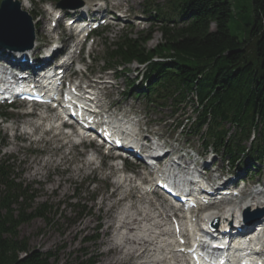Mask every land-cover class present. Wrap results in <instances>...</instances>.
Returning <instances> with one entry per match:
<instances>
[{
	"label": "rangeland",
	"instance_id": "1",
	"mask_svg": "<svg viewBox=\"0 0 264 264\" xmlns=\"http://www.w3.org/2000/svg\"><path fill=\"white\" fill-rule=\"evenodd\" d=\"M65 1L71 5H77L83 0H46L42 2L43 4L40 0H23L24 3H28V7L23 10L32 15L37 14L35 18L38 23L35 32L37 45L46 44L51 39V34L46 32V27L52 17L46 15L45 6L62 9L58 4ZM84 1L94 3L95 0ZM142 1H109V9L117 5L126 15L122 22L111 23L102 30L106 31L102 33V38L107 37L108 42H112L108 48L111 49L113 42L123 33L135 36L149 29V16L141 11ZM163 1L165 0H159V3ZM228 2L230 18L227 26L230 34L239 40L248 39L251 32L249 28L254 20L252 0H228ZM46 17L48 19L45 21ZM151 32V38L147 43L148 48L161 41L158 30L154 28ZM63 35L65 38L67 32ZM90 48L91 51L88 53H92L94 59L104 56L103 51L106 46L101 45L99 39L95 38ZM102 65L103 62L93 64L90 61L86 74L88 81L98 77L101 80H108L110 76H113L110 71L100 74L99 68ZM134 65L133 62L131 65H126L128 70L125 75H117L118 78L116 77L113 83L109 84L110 86L105 85L101 92L104 102L107 104L112 101L120 110L140 114L142 129L147 127L151 131L162 134L164 140L170 143L175 141L173 145L176 152L179 151V147L186 146L187 151L201 153V141L190 134L181 132L183 125L185 124L187 128L194 116L191 103L181 104L177 109L146 106L140 97H135L129 92L128 82L135 76ZM114 105L113 108H116ZM122 112V110L119 111V113ZM186 119L188 123H185ZM14 121L13 116V120L0 125V162H4L8 167L9 178L23 195L18 200L24 202L21 209L26 208L28 213L40 206L44 210L43 216L35 217L32 214L28 222L20 225L19 236L29 240L31 249L49 252L51 264H88L89 260H93L94 264H136L138 259L133 257V254H125L127 245L124 247L117 245V247L113 244L115 243L113 235L119 229L115 221L123 211L124 214L135 216L138 211L145 213L141 209L138 210L141 206L136 202L134 190L129 192L126 186L117 185L120 184L117 181L119 176L112 170L111 163L107 161L100 164L98 159H95L92 164H89L91 162L87 161L90 152L86 154L87 151L83 153L80 148L71 150L69 146L59 147L63 143L62 136H53L52 131L45 132L42 129L44 126L39 128L32 137L28 136L31 135L29 132L28 135L23 134L26 129L18 126L13 138V130L9 126ZM208 153L205 152L202 161L207 164V172L214 175L222 171L225 174L228 166L224 160L216 155L211 157ZM209 162L213 163V171ZM259 169V173L252 176L253 178L249 181L258 182L262 189L264 165H261ZM121 184L127 183L121 181ZM126 191L127 196L131 194L132 199L124 198ZM13 207L17 209L18 205L14 204ZM144 209L148 208L144 207ZM149 211L151 209H148ZM149 216L151 218L153 214ZM138 221L134 220V224L130 227L140 226ZM116 223L117 226L114 228Z\"/></svg>",
	"mask_w": 264,
	"mask_h": 264
},
{
	"label": "trees",
	"instance_id": "2",
	"mask_svg": "<svg viewBox=\"0 0 264 264\" xmlns=\"http://www.w3.org/2000/svg\"><path fill=\"white\" fill-rule=\"evenodd\" d=\"M252 6L249 38L239 40L228 30V0H144V11L153 12V23L160 24L161 41L147 47L152 29L125 34L105 59L108 66L145 63L142 83L129 88L153 105L177 109L191 101L189 133L232 164L242 157L264 162V0H252ZM251 132L255 136L247 146ZM9 174L0 162V264H50L49 252L31 249L18 232L44 210L21 209L22 193Z\"/></svg>",
	"mask_w": 264,
	"mask_h": 264
},
{
	"label": "bare ground",
	"instance_id": "3",
	"mask_svg": "<svg viewBox=\"0 0 264 264\" xmlns=\"http://www.w3.org/2000/svg\"><path fill=\"white\" fill-rule=\"evenodd\" d=\"M18 2H19V6L22 7V8L20 7L22 10L24 8L28 7V5H27L28 3L27 4L24 3L23 0H18ZM24 11H26V10H24ZM81 16H82V18H84L83 15H81ZM77 18H80V16H78ZM37 63H40V62L37 61ZM45 64L46 63H44V65ZM105 114H108V111H107V113L105 112ZM43 119H44L43 117H39L38 120H42V122L45 121L48 124L50 129H51L50 125L52 123V125H54V126H52V128L54 127V131L58 130V126L55 125V123H56L55 120H53L52 118H46L44 120ZM126 124H129L131 127L129 128ZM120 125H121L123 131L124 130L126 131L127 135H130V136L132 135L131 137H136L135 133H133L134 131H137L138 133L140 131L139 125H136L134 122L131 124V123L127 122V121H124V122H121ZM66 137H68V136H66ZM91 159H92V157L89 159L88 162H92ZM164 172L166 174H169V171L166 170V169L164 170ZM126 180L129 183H134L135 182L130 177L129 178H125L123 180V182H126ZM236 201H237V199H236ZM255 202L256 201L252 197L248 201L247 200H243V201L237 202L235 204L236 206H235L234 210L237 212V208H238V210H240L241 208H243V206H248V207H253V206L257 207V206H259V204L258 203L255 204ZM160 207L163 208V213L168 212V208L166 206H160ZM156 209H157V211H156L157 216H161L162 212L158 211L159 207H157ZM225 211H228V210L227 209L224 210V211L220 210L219 212H217V213L214 212L211 215L215 216V217H218V218H220L222 220L223 218L228 216V214H226L227 212H225ZM146 214H144V216L142 215L139 218V217H137V216H135L133 214H131V215L124 214V211H123L121 213V215L119 217H117L118 219H116L117 221H115V222L118 223V228L119 229H117V232L113 235V239L115 241V243H113V244H116V246L119 245L121 247L122 246L124 247V245H127V246H125L126 249H127V251H125V254H130L131 255L135 251H137V249L138 250H143L147 246V244L145 242L146 240H144V239L150 238L151 241H148L150 245L153 243V241H154V243L158 242V240L156 238V234H155L156 233L155 229L158 228V226L155 227L154 226L155 223L146 225V220L148 221L147 216H148V218L150 217L148 215V212H146ZM157 216L153 215L151 217V219L156 218ZM134 220H137V221L139 220L138 222H140V223L142 221H145V222H144V224H142V225H140V226H138L136 228L130 227V225L134 224V222H133ZM165 240H168V242H166ZM165 244H167V245H165ZM159 245L162 246L161 252H162L163 256L161 258H158L159 259V260H157L158 262L153 263V262H155L154 259H148V260H145V261H141L140 264H159V263L162 264L163 262H164V264H178L179 260L176 259L173 256V254L171 253V247H173V245L171 244V241H169V239H167V238H163V239L159 240ZM144 251L145 250H143L140 254H142Z\"/></svg>",
	"mask_w": 264,
	"mask_h": 264
},
{
	"label": "water",
	"instance_id": "4",
	"mask_svg": "<svg viewBox=\"0 0 264 264\" xmlns=\"http://www.w3.org/2000/svg\"><path fill=\"white\" fill-rule=\"evenodd\" d=\"M0 12L3 14L1 15V19H3L5 22H8L9 16L11 14H21L18 10V3H12L10 0H4L1 3ZM28 22V20H25ZM18 24L9 25L7 27V30L13 34V36H18L21 32H26L29 35V39H32V30L29 26H27L25 29H21ZM20 47V46H19Z\"/></svg>",
	"mask_w": 264,
	"mask_h": 264
}]
</instances>
